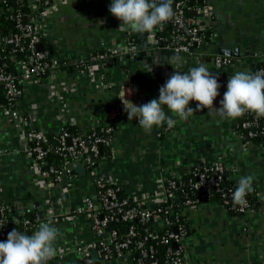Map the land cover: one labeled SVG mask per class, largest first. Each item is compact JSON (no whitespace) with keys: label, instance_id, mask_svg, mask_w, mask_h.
<instances>
[{"label":"crops","instance_id":"crops-1","mask_svg":"<svg viewBox=\"0 0 264 264\" xmlns=\"http://www.w3.org/2000/svg\"><path fill=\"white\" fill-rule=\"evenodd\" d=\"M111 2L63 0L54 11L45 14L41 40L51 46V57L71 64L66 72L63 68L53 69L40 82L24 85L21 105L33 107L36 126L49 134L60 127L51 89L68 103L69 121L75 122L80 131L90 124L113 123L115 129L107 149L116 151L108 156L107 164L115 176L128 180L126 191L130 194L135 193L137 181L142 182L144 191H154L162 172L183 175L193 163L216 159L225 161L238 182L241 177L252 175V187L258 190V208L233 214L222 204L208 203L187 211L191 226L189 261L264 264V143L246 139L237 129L239 118L221 119L208 109L194 111L187 120H180L165 106L166 114L176 121L174 127L169 129L165 123L154 126L150 133L138 125L137 119L129 121L125 112L129 102L140 106L158 99L159 89L170 74L184 73L200 64L218 78L221 87L213 103L220 107L230 76L252 73L264 64V0H206L204 6L211 10V16L205 20L201 46L205 56L174 53L163 58L159 53L161 62L154 55L146 60L129 58L123 66L112 58L106 65L81 75L76 69L77 60L94 51L116 47L121 49V55H132L133 47L139 45L141 49L135 51L143 50L148 55L156 49L153 45L166 49L157 27L145 34L119 29L121 22L109 12ZM221 50L229 51L231 63L223 65L206 55ZM196 103L191 101L189 106L195 109ZM21 145L19 135L0 116V187L1 196L9 201L32 198L34 194L26 159L19 151Z\"/></svg>","mask_w":264,"mask_h":264},{"label":"built area","instance_id":"built-area-1","mask_svg":"<svg viewBox=\"0 0 264 264\" xmlns=\"http://www.w3.org/2000/svg\"><path fill=\"white\" fill-rule=\"evenodd\" d=\"M62 1L28 0L31 9L39 8L40 11L29 13L24 23L19 21L21 14L17 13L14 18L18 31L0 33V45H11V52H26L24 58L13 59L12 71L6 69L0 56V116L9 122L22 141L19 151L26 159L34 192L32 198L9 201L1 196L0 187V241H6L13 228L32 235L40 224L51 222L60 235L55 243L57 254L48 264H192L189 261L191 226L187 211L215 203L204 198L200 200L204 192L219 191V204L231 211L245 213L252 210L247 198L246 206L233 204L232 192L236 183L228 180L227 186L221 187V177L226 176L227 169L232 170L223 159L193 163L183 175L164 171L158 176L154 191H144L142 182L137 181L135 193L130 194L126 191L128 180L115 176L107 164L108 156L116 149L98 148L111 145L113 123L90 124L79 134L70 133L66 125L74 126L75 122L69 121L68 103L51 89L50 97L56 104L60 121L51 145L47 130L36 126L33 107L27 108L20 103L24 85L40 82L50 70L69 67V61L48 57L47 50L37 48L43 37V17ZM185 4L186 0L175 2L170 29L162 35L165 47L176 54L205 56L201 46L205 40V20L211 16V10L202 5L197 8L196 15L187 17ZM157 28L164 33L163 26ZM23 39L26 44L21 43ZM121 54V49L116 47L94 51L80 57L76 69L81 75L89 74L102 61ZM206 55L223 65L233 61L229 55ZM261 69L264 67L253 73ZM122 91L123 87L119 93ZM244 115L245 120L240 126L247 129L246 135L260 134L264 143L260 119L252 112ZM250 127L253 129H248ZM50 151L56 156L49 162ZM76 162L84 167L83 175L74 171ZM188 190L201 193L192 198ZM14 203L17 213L13 210ZM9 222L13 224L11 229L5 228Z\"/></svg>","mask_w":264,"mask_h":264},{"label":"clouds","instance_id":"clouds-1","mask_svg":"<svg viewBox=\"0 0 264 264\" xmlns=\"http://www.w3.org/2000/svg\"><path fill=\"white\" fill-rule=\"evenodd\" d=\"M173 0H112L109 12L121 23L119 29L138 34L152 33L154 28L162 26L172 19ZM218 78L204 64L190 68L187 72L175 71L159 89V98L137 106L129 102L126 106L128 120H138V125L146 133L154 126L166 123L171 129L176 121L166 114L169 112L180 120H187L194 111L208 109L221 119H237L252 112L264 117V69L255 73L237 72L229 77L227 91L223 94L220 107H214L219 95ZM195 101L196 108L189 106ZM231 147V145L229 146ZM252 175L239 179L232 192L234 205H247L246 196L253 191ZM60 235L51 222L39 225L32 235L13 228L6 241H0V264H48L57 254L55 243Z\"/></svg>","mask_w":264,"mask_h":264},{"label":"trees","instance_id":"trees-1","mask_svg":"<svg viewBox=\"0 0 264 264\" xmlns=\"http://www.w3.org/2000/svg\"><path fill=\"white\" fill-rule=\"evenodd\" d=\"M178 0H173L172 2V9L174 10V5L175 2ZM158 2V1H157ZM206 4V0H186V4L184 7V11H185V15L187 17H192L194 15H196L197 13V8L205 5ZM40 11L39 8L36 9H31L28 0H0V33L2 34H9L11 32H15L18 31V28L16 27V19L14 18V16H16L17 13H20V17H19V21L24 23L27 20V15L29 13H34L37 14ZM163 34H167L170 26H171V22L170 20L165 22L163 25ZM205 33V32H204ZM26 40L23 39L21 40L22 44H26ZM41 43L43 44V48L47 49L48 51V57H50V55H52V49L50 45H46V43H44L41 40ZM42 48V49H43ZM12 46L11 45H0V56L2 57L1 61L5 62L6 64V69L8 71H12L13 66L15 65V61L13 59L19 60L21 58H24L26 55L25 51H16V52H11ZM101 51V50H98ZM13 55V56H12ZM107 60L102 61L101 65H106ZM71 63H69L70 65ZM259 67H264V64L259 65L257 67V69ZM69 67H64L62 70H64V72L67 71ZM255 69V70H257ZM15 75H16V69L14 70ZM254 72V71H253ZM252 72V73H253ZM51 73V70L47 73H45L46 75H49ZM260 126L263 128V132H264V117H260ZM245 120V115L239 117L238 120V125H237V129L238 131H240V133L248 140L254 141L256 143H263V138L261 137L260 134H257L253 137H248L246 135L247 129H243L240 126V122ZM67 130L70 133H74V134H79L80 130L76 127V126H70V125H66ZM248 129H253V127H250ZM55 133L50 134L49 137V144L53 145L54 144V137H55ZM99 149H107V147H105L104 145H100L98 146ZM106 154V152H104ZM56 154L53 151H50L48 153L47 156V160L50 162V160L52 159V157H55ZM187 175V174H186ZM186 175H184L186 177ZM183 176V177H184ZM228 180L236 183V187L238 185V181L237 178H235L234 176H232V172L230 170H226V176L225 177H221L220 179V184L221 187H226L228 184ZM257 192L258 190L253 189L252 192L248 193V195L246 196L247 200L249 201L250 205H251V209H255L258 208L260 203L257 197ZM200 191H196V190H188V195L193 197H198L200 195ZM219 195L220 192L219 191H215L214 189H211L208 193L204 192V197H202L200 200H203V198L205 200L208 201H213L215 203H219L220 199H219ZM229 210V209H228ZM231 213L233 214H243V213H238L235 211H231L229 210ZM13 226V224L11 222L7 223L5 228L7 229H11V227Z\"/></svg>","mask_w":264,"mask_h":264},{"label":"water","instance_id":"water-1","mask_svg":"<svg viewBox=\"0 0 264 264\" xmlns=\"http://www.w3.org/2000/svg\"><path fill=\"white\" fill-rule=\"evenodd\" d=\"M161 35H163V33H161ZM156 47L155 50L151 51L148 55L146 53V51H143V50H140L138 52L135 51L136 48H139L141 49V47L139 45H137V47H133L132 50H134V53H132V55L130 54H125V55H121L119 58H113V61L120 65V66H123L126 64V61L127 59L129 58H132V59H151L154 55H157V60L159 62L162 61V56H159V53L164 55L163 58H167V55L170 54H174L173 52H170L169 50L167 49H164V48H161V49H158L157 48V45H153V48ZM37 48L40 50L42 49V45L41 44H38L37 45ZM158 49V51H157ZM125 52H127V47H124ZM219 53L223 54V55H230L229 54V51L228 50H221ZM176 54V53H175ZM162 70V69H161ZM163 70H165V68H163ZM68 166L69 167H72V164L71 163H68ZM73 169L74 171H76L79 175H83L84 174V167L82 166V164L80 162H76L74 165H73ZM35 205L37 206L38 203L35 202ZM36 208L39 209V207L37 206ZM13 210L15 211V213H17V209H16V206H15V203L13 205ZM40 213V211H39ZM41 214V213H40Z\"/></svg>","mask_w":264,"mask_h":264}]
</instances>
